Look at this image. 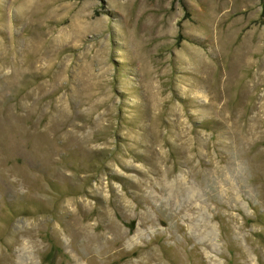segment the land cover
Listing matches in <instances>:
<instances>
[{
    "label": "rangeland",
    "instance_id": "1",
    "mask_svg": "<svg viewBox=\"0 0 264 264\" xmlns=\"http://www.w3.org/2000/svg\"><path fill=\"white\" fill-rule=\"evenodd\" d=\"M0 264H264V0H0Z\"/></svg>",
    "mask_w": 264,
    "mask_h": 264
}]
</instances>
